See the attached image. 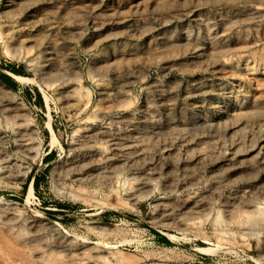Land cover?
Masks as SVG:
<instances>
[{
	"label": "rangeland",
	"instance_id": "1",
	"mask_svg": "<svg viewBox=\"0 0 264 264\" xmlns=\"http://www.w3.org/2000/svg\"><path fill=\"white\" fill-rule=\"evenodd\" d=\"M0 72L1 264H264V0H0Z\"/></svg>",
	"mask_w": 264,
	"mask_h": 264
},
{
	"label": "trees",
	"instance_id": "2",
	"mask_svg": "<svg viewBox=\"0 0 264 264\" xmlns=\"http://www.w3.org/2000/svg\"><path fill=\"white\" fill-rule=\"evenodd\" d=\"M8 68L10 69V71H12L14 73H19V70L16 69L13 65L8 66ZM0 78H2L9 85H11L13 87L16 86V82L9 75L0 72ZM25 94L28 95V96H30V92L28 90L25 91ZM36 100H37V103L38 104H42V98H41V95L38 92L36 93ZM51 156L52 155H50L49 157H51ZM37 183H38V179H37V177H34L33 184L35 185V187H37ZM24 187H27V182L25 183ZM165 241L169 243V241L166 238H165Z\"/></svg>",
	"mask_w": 264,
	"mask_h": 264
},
{
	"label": "bare ground",
	"instance_id": "3",
	"mask_svg": "<svg viewBox=\"0 0 264 264\" xmlns=\"http://www.w3.org/2000/svg\"><path fill=\"white\" fill-rule=\"evenodd\" d=\"M233 108H234V107H233ZM261 140H262V139H261ZM29 144H30V143H29ZM30 148H31V146H30ZM33 153H34V152H33ZM36 154H37V153H36ZM34 156H35V155H34ZM32 157H33V156H32ZM17 163H18V162H17ZM131 188H132V187H131ZM28 190H29L28 192L31 194V193H32V190H33V188H32L31 185L29 186V189H28ZM260 205H261V204H260ZM255 208H257V207H255ZM253 210H254V209H253ZM250 212H251V211H250ZM255 213H256V212H255ZM263 214H264V213H263ZM249 217H250V216H249ZM257 217H258V216H257ZM262 217H263V216H262ZM249 219H250V218H249ZM10 220H11V219H10ZM252 220H254V219L252 218ZM252 222H253V221H252ZM0 224H1V223H0ZM252 225H253V224H252ZM4 241H5V240H4ZM4 241H3V242H4ZM1 242H2V240H1ZM10 244H11V243H10ZM0 245H2V244H0ZM7 245H8V244H7ZM33 245H34V244H33ZM11 246H13V245H11ZM11 246H10V247H11ZM31 246H32V245H31ZM16 248H17V247H16ZM8 250H9V249H8ZM9 251H10V250H9ZM11 251H12V250H11ZM11 251H10V252H11ZM16 251H17V250H16ZM21 254H22V253H21ZM24 254H26V253H24ZM59 255H60V254H59ZM19 258H20V257H19ZM15 259H16V258H15ZM24 261H25V259H24ZM8 263H9V262H8ZM0 264H1V263H0ZM30 264H31V263H30ZM32 264H33V263H32Z\"/></svg>",
	"mask_w": 264,
	"mask_h": 264
}]
</instances>
